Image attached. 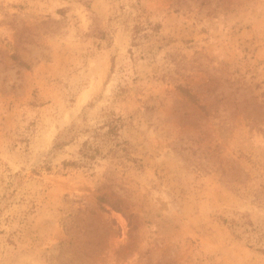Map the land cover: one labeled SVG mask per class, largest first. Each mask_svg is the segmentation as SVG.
<instances>
[{
    "label": "rangeland",
    "instance_id": "obj_1",
    "mask_svg": "<svg viewBox=\"0 0 264 264\" xmlns=\"http://www.w3.org/2000/svg\"><path fill=\"white\" fill-rule=\"evenodd\" d=\"M248 221L264 0H0V264H264Z\"/></svg>",
    "mask_w": 264,
    "mask_h": 264
},
{
    "label": "trees",
    "instance_id": "obj_2",
    "mask_svg": "<svg viewBox=\"0 0 264 264\" xmlns=\"http://www.w3.org/2000/svg\"><path fill=\"white\" fill-rule=\"evenodd\" d=\"M191 97L193 96L191 95ZM120 119L121 118L116 116L115 114L109 118V120L105 123L108 125V128L105 131L106 136H108L109 138L120 136L119 123H118ZM98 151H100L99 148L90 146L89 142L85 141L81 149V154L83 157H86L88 159H93L97 155L96 153H98ZM73 163L74 162H71L70 164H73ZM100 199L102 201L103 197H101ZM110 205L113 209H117V210L121 209V206L117 203L113 202ZM243 227H245V232H249L250 241L253 242L257 246H259L258 244L260 243V246L258 249L264 252V241L259 242L260 240L258 239L259 237L257 236L258 233H261V232L262 234H264V224H263V227H258V226H255L251 221H248L246 224L243 225Z\"/></svg>",
    "mask_w": 264,
    "mask_h": 264
}]
</instances>
